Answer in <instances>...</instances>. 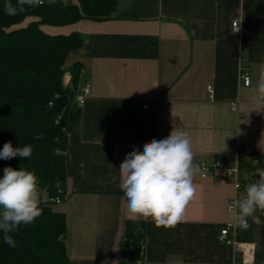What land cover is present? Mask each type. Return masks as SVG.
<instances>
[{"label": "crops", "instance_id": "obj_1", "mask_svg": "<svg viewBox=\"0 0 264 264\" xmlns=\"http://www.w3.org/2000/svg\"><path fill=\"white\" fill-rule=\"evenodd\" d=\"M42 28L84 37L65 63L82 67L72 83L67 200L55 205L67 217L70 264H244L218 234L234 221L230 199L243 196L264 170V110L253 102L264 73V0H117L113 18ZM242 66L249 85L240 77ZM87 82L91 94L80 107L74 96ZM174 124L188 133L199 166L240 147L241 188L220 181L222 173L202 178L200 168L183 219L156 227L151 218H129L119 167L134 147L142 152ZM127 220L143 224L145 252L138 261L125 257ZM247 223L233 235L255 246L249 264H264V209Z\"/></svg>", "mask_w": 264, "mask_h": 264}, {"label": "trees", "instance_id": "obj_2", "mask_svg": "<svg viewBox=\"0 0 264 264\" xmlns=\"http://www.w3.org/2000/svg\"><path fill=\"white\" fill-rule=\"evenodd\" d=\"M13 4L16 0H11ZM0 0V150L5 142L12 146L32 147V156L21 159H0L3 168H24L38 177L42 214L29 225L23 223L9 235L15 247L4 242L0 231V264H70L67 242L70 231L66 215L56 210L51 197L65 190L67 180L65 151L71 119L73 89L63 86L68 70L76 83L82 65L65 63L69 55L84 41L74 30L52 34L42 26L63 27L82 19L102 21L114 17L117 0H56L42 6L27 8L15 16L4 12ZM69 95L66 108L49 114L56 98ZM40 137V138H37ZM143 224L127 220L123 246L130 261L143 258L145 252Z\"/></svg>", "mask_w": 264, "mask_h": 264}, {"label": "clouds", "instance_id": "obj_3", "mask_svg": "<svg viewBox=\"0 0 264 264\" xmlns=\"http://www.w3.org/2000/svg\"><path fill=\"white\" fill-rule=\"evenodd\" d=\"M55 2L48 0L49 4ZM43 3L44 0H16L13 4L11 0H5L4 12L15 16ZM255 89L253 102L264 110V73H261ZM174 114L173 106V117ZM32 152L29 145L14 148L9 141L0 150V159H29ZM194 156L188 133L175 124L167 137L146 142L142 152L134 147L127 153L119 172L129 218H151L156 227L175 226L180 222L186 206L195 196L193 179L200 172V166L194 163ZM258 175L255 183L245 186L244 195L228 205L238 227L247 228V218L257 208L264 209V170H258ZM42 202L46 201L41 198L38 177L33 171L22 167L18 170L11 166L3 168V177L0 178V231L6 244L15 247V241L9 234L16 232L22 223H33L42 214Z\"/></svg>", "mask_w": 264, "mask_h": 264}, {"label": "built area", "instance_id": "obj_4", "mask_svg": "<svg viewBox=\"0 0 264 264\" xmlns=\"http://www.w3.org/2000/svg\"><path fill=\"white\" fill-rule=\"evenodd\" d=\"M232 27L235 31H239L240 29L239 20H234L232 22ZM240 77L244 81L245 85L250 84L251 76L249 74L248 69L245 66H242ZM63 86L69 89L74 88L71 82V76L68 72H66L63 76ZM208 93H209V97L213 96L212 84L208 86ZM90 94H91V84L87 82L82 87L81 91L75 94L74 96L75 104L80 107H83ZM233 107L235 108V105H233ZM240 152H241V148L238 147L236 153L217 157L211 163H207L204 160L200 161L201 177L207 178L215 173H222L223 177L220 179V181L233 183L235 188L239 190L241 188V183L238 181L237 175L239 170L238 156ZM50 200L52 202H55L56 204L63 203L67 200V194L65 190L62 187H60L59 195L56 197H51ZM233 200L234 199H230L229 204ZM236 227L237 225L235 221L226 223L222 228H220L218 234V240L223 243L231 244L234 247V249L241 254L242 263L244 264L253 263L255 246L251 243L237 241L233 235V230Z\"/></svg>", "mask_w": 264, "mask_h": 264}, {"label": "water", "instance_id": "obj_5", "mask_svg": "<svg viewBox=\"0 0 264 264\" xmlns=\"http://www.w3.org/2000/svg\"><path fill=\"white\" fill-rule=\"evenodd\" d=\"M68 102H69V95L65 94L57 97L54 106H52L48 111L49 114L56 115L62 112L66 108Z\"/></svg>", "mask_w": 264, "mask_h": 264}, {"label": "rangeland", "instance_id": "obj_6", "mask_svg": "<svg viewBox=\"0 0 264 264\" xmlns=\"http://www.w3.org/2000/svg\"><path fill=\"white\" fill-rule=\"evenodd\" d=\"M66 72H68V71H66ZM66 72H65V73H66Z\"/></svg>", "mask_w": 264, "mask_h": 264}]
</instances>
